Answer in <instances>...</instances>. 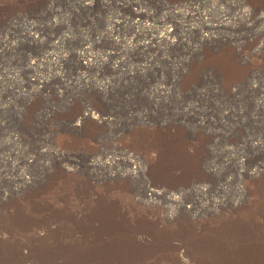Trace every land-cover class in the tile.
Returning a JSON list of instances; mask_svg holds the SVG:
<instances>
[{"label": "rangeland", "instance_id": "1", "mask_svg": "<svg viewBox=\"0 0 264 264\" xmlns=\"http://www.w3.org/2000/svg\"><path fill=\"white\" fill-rule=\"evenodd\" d=\"M0 264H264V0H0Z\"/></svg>", "mask_w": 264, "mask_h": 264}, {"label": "bare ground", "instance_id": "2", "mask_svg": "<svg viewBox=\"0 0 264 264\" xmlns=\"http://www.w3.org/2000/svg\"><path fill=\"white\" fill-rule=\"evenodd\" d=\"M242 9V8H241ZM247 10V9H246ZM245 10V11H246ZM240 13L242 14V15H246L245 13H244V11H240ZM240 15V14H239ZM241 15V16H242ZM202 17H204V16H202ZM204 19V18H203ZM160 29L161 30H163L164 31V35L161 37V39H160V41L162 40L163 41V43H167L168 45H171L172 43H174V38L175 37H173V34H174V32L172 31V29H168L167 27H160ZM159 32H161V31H159ZM157 33V32H156ZM202 34H203V32H202ZM201 34V35H202ZM157 35V34H156ZM205 35L206 34H203V36L205 37ZM209 37V36H208ZM50 55V54H49ZM48 55V56H49ZM77 55V54H76ZM83 59V58H82ZM81 63H85V62H83L82 60H81ZM87 63V62H86ZM89 64V62L87 63V65ZM91 117V114H83V117L81 118V119H87V118H90ZM96 118V117H95ZM100 118V117H99ZM100 119H102V117L100 118ZM99 120V119H98Z\"/></svg>", "mask_w": 264, "mask_h": 264}]
</instances>
